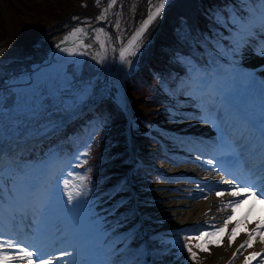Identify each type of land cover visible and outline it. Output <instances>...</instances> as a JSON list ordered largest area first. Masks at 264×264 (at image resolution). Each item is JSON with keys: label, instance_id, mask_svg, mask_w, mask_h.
Here are the masks:
<instances>
[{"label": "snow or ice", "instance_id": "6c2138e0", "mask_svg": "<svg viewBox=\"0 0 264 264\" xmlns=\"http://www.w3.org/2000/svg\"><path fill=\"white\" fill-rule=\"evenodd\" d=\"M115 3V0H112ZM109 4V8L112 6ZM167 0H159V5L151 11L143 21L142 26L133 34L127 44L122 46L119 50V61L123 64L130 65L133 63L129 57H136L137 53L141 47L140 40L144 33L148 29L149 25L161 16L165 10ZM222 7L226 10L230 5L225 3ZM233 12L228 13V20L225 21L226 24H230L234 36L231 41L229 48L224 49L223 55L230 58V67L227 68L229 74L238 76L242 78V81L247 84H252L256 82V77L250 72H245L244 69L240 67V63L232 57L237 54H243L246 48L259 41H264V0H242V6L240 11H235L236 5H231ZM224 13L214 14V22L220 23L223 18ZM103 16L97 17V19H102ZM75 19V17H74ZM98 33H103V28L96 29ZM78 33H85L83 28H74L61 44L68 41L71 37L77 36ZM87 33H85L86 35ZM258 38V39H257ZM95 39L100 43L101 49L105 48V42L100 40L99 35ZM82 44L83 41H77ZM85 48L91 47V45H83ZM57 47H60L57 45ZM61 51L69 53L72 55L76 53L75 48H61ZM255 54L264 58V43H258L255 49ZM105 57H100L99 62L103 63ZM192 72H200L196 67H192ZM204 75L203 72L198 75L197 83H199L198 78ZM215 79H213L206 88L198 90L201 95V116H187L186 119H198L202 118V122H209L208 117L212 116L213 109L216 108L215 100L218 92L215 88ZM211 85V87H210ZM46 85L40 83L36 84L35 91H33L32 96L38 97L43 95V90ZM20 99L27 101L28 97L21 96ZM19 99V100H20ZM34 105V100L32 99L30 111H32V119H36V113L39 108H43V102L40 103L39 108ZM178 117L177 113H172L171 118L175 121ZM215 120L221 121V117L216 115ZM247 126V125H245ZM151 127V125H149ZM57 130L56 126L45 125L44 128L40 129L42 136H47L52 132ZM228 149L221 147L218 142V146L213 149L212 159L207 160V164L212 166L213 170L217 167L226 176L231 177L222 183L226 184L230 191L227 195L233 198L242 199H232L227 201L226 207H231L233 211L243 199L247 197H252L254 199H259L261 203H264V169H258L251 164H247L241 157L236 156L231 162H226L223 159L225 152ZM86 156L87 153H84ZM8 158L7 151L0 153V166H3L4 171V161ZM79 160V157H75ZM80 163H86V160ZM79 166V165H78ZM10 175L13 188L11 192V202L9 205V212L7 215V225H5L4 217V202L2 205L3 215L0 216V221H2V226H0V264H10V261L14 259H24L27 258V264H54L53 254L57 251V245L59 248V256H68L69 259L64 262V264H77V257L80 255V248L74 243L72 235L69 233L68 229L63 227V213L77 209L82 205L87 203L88 192L90 191L85 184V177L80 176L79 184H72L68 179H64L63 190L60 187V180L58 178L49 179L50 171L46 165L40 166L41 179H28L29 176L28 168L21 165L18 161L12 162L10 165ZM15 176L16 179L13 180L12 177ZM18 185V186H17ZM59 193V199H57V194ZM225 193L217 192V196H223ZM65 196L67 197L65 199ZM54 208H58L62 211L53 212ZM31 220H28V217ZM231 217L224 221L225 227L228 225ZM239 223V221H237ZM31 226L33 230V236L31 240H22L19 238L21 232ZM7 227V231H5ZM259 227V225H258ZM215 231L222 232L224 228H216ZM235 234V229L232 230ZM258 231L253 229L250 232L249 239L245 240L241 244V248L244 245L251 244V238L254 233ZM39 233V238H38ZM215 233H204L201 232L199 236H196V240H201L202 237L208 235H214ZM193 237L189 236L186 238V242L181 243L179 240L175 242V245L179 247V250L183 252L185 249L188 252L189 258L192 260L197 259V253L190 247V242ZM264 242V238H262ZM172 243V242H166ZM229 243H231V238H229ZM197 247L201 251H207L208 248L204 244H198ZM5 249H17L15 255H10ZM31 249V250H29ZM71 249L69 253L67 250ZM264 251V249H262ZM234 256L236 253L233 254ZM259 252H252L248 257L245 258L244 264H249L250 260L259 256ZM47 257V258H45ZM55 264H61L57 259Z\"/></svg>", "mask_w": 264, "mask_h": 264}, {"label": "bare ground", "instance_id": "6f19581e", "mask_svg": "<svg viewBox=\"0 0 264 264\" xmlns=\"http://www.w3.org/2000/svg\"><path fill=\"white\" fill-rule=\"evenodd\" d=\"M10 25L11 34L9 38H7L6 41H2L0 43V76L4 71L16 68L17 66L26 63L33 57V55H36L38 53H40L42 57H45L43 60L49 59V56L46 55L48 49H52L53 46L60 45L61 41L64 40V37L72 32V30L76 26V24L70 26L71 24H68V21H61L50 31L44 30L36 34V30H33L30 27L23 30L13 21L10 22ZM83 29L85 30V33H87V28L84 27ZM85 33H78L77 36L71 37L68 41L65 42V44H63V48L75 49H77L78 47L84 49L85 47L83 45L85 44L91 45V47L85 48V50L88 51L86 58L90 59V61L88 60V64H79L81 65V69L79 71L78 67H76L75 65H73V67L68 70L67 73L71 74L70 83H74L73 85L81 86L82 84L80 83L91 84L94 82L99 85V80L101 78L100 76H102V72L104 71L106 73L104 76H109L110 79L114 81V87H119V90L117 92L118 101L125 107L127 117L131 123L129 125L130 133L132 135H139L141 132L146 131L149 125L146 126L147 124L140 122L137 113H135L128 106L129 103L128 101L126 102L123 94V89L120 86V80H122L123 75L127 74L130 71V67L132 65L121 63L119 61L118 54L115 59V62H117L116 67H111L112 60L110 61V59H112L113 56L110 54L108 56H105L101 55V52L98 53V44L92 43V36L90 34L86 36ZM48 34H50V39L48 40V42H42L44 36H47ZM78 38L79 40L83 41L82 44H79L77 42ZM63 54L69 53L61 51V48L52 52V56ZM100 57H105L103 63L99 62ZM129 59L132 60V57H129ZM50 61H52V59ZM32 80L33 78L31 79V82ZM25 81L26 79H24L22 82ZM32 90L33 89H29L27 94H22L25 97H28V99L27 101H25L24 99L18 100V104L16 106H14V100L9 102L10 98H12V95L16 94L12 93L7 98V103L9 102L8 104L10 106V112L4 113L3 115L0 114V145L1 143H3V150H5L4 148L7 149V138L13 133H18V131L23 129L25 125L29 124V122L33 120L31 116L23 114L21 110L17 109L18 107H23L26 103L32 102V99L34 101L38 100L37 102H35V106L38 108L41 102H43V108L49 106L50 103L56 104V98L54 99L53 95H48L50 94L48 91L49 87L46 86L43 90V95L38 97L32 96ZM51 118L52 117H45L44 119L50 120ZM23 119H26V121H24ZM180 125L183 127H181V130L184 129V131L202 128V133L206 134L210 138L214 137L215 135L213 129L209 126V124L205 122L199 121V123L195 127L192 126V124L189 122H181ZM189 127L192 128L189 129ZM12 139H14V137H12ZM28 141L30 142V140ZM10 148L11 147L9 146V149ZM191 162L193 163L172 167L170 166L169 168H166L169 170L171 169L172 171L168 176H173V173L184 171V173H190L196 177L201 178L204 176V172H206V170L213 169L212 166H207L205 170H202V167L196 165L194 161ZM165 167H167V165L163 164L162 170H164ZM213 173H215V179H213V182H215L216 185L214 188L208 189V191L204 192L202 197L198 195L199 189H190V191L192 190V192L195 194V199H192L191 196L188 200H182L175 198L173 195L177 190H173L172 188H181V191H185L184 189L188 187L198 188L197 185L191 183L190 186H188L184 182L175 183L163 180L165 182L163 183V185H159L157 188L149 190V192L146 193V200H140L142 204L140 203L141 205H139L137 209L141 218L140 229L142 230V233L147 240L153 239L154 243L158 246L159 241L157 239V235L179 224L190 221H207V224H210V227L221 228V224H224V221L231 217L227 228H233L237 230L238 233L234 237L233 242L228 243V241H222L221 243L214 246L216 247V249L214 250L215 255L213 254L212 259H203L201 261L193 262L192 264H241L242 262H244L245 258L250 255V253L254 252L253 250L249 249V245H244V247L242 248L240 247L245 240L249 239L248 234L252 232L253 229L258 228V231L252 235L251 244L253 246L264 248V242H262V238H264V207H262V203L259 206V203L261 201L259 199H256L255 205L259 207L256 210L254 207L250 208V199L247 197L246 199L242 200V203L238 205L237 209H235L234 211L228 210L232 208L226 207L227 201L234 198L227 195L228 191H220L219 185L224 184L221 182V174L218 173L216 169L213 170ZM192 183L202 184L203 181L201 179L200 181H198V179H193ZM217 192H223L225 194L223 196H217ZM152 202H155L156 204L155 212L157 210L159 211L160 219L158 220H154V218L150 217V211L153 209L150 206V203ZM147 213L149 214V216L146 220L145 214ZM237 221H239V223H237ZM145 251L146 249L142 248L139 252L144 253ZM234 253H236L235 256L233 255ZM181 257L182 256L175 257L167 264H187L184 257ZM154 262L155 264H160V261Z\"/></svg>", "mask_w": 264, "mask_h": 264}, {"label": "rangeland", "instance_id": "374dc122", "mask_svg": "<svg viewBox=\"0 0 264 264\" xmlns=\"http://www.w3.org/2000/svg\"><path fill=\"white\" fill-rule=\"evenodd\" d=\"M181 1L182 0H180V2ZM148 3H149L148 5L149 9L147 11H150L151 8L158 5L159 0H115V3H112V6L110 7L111 12L110 15L108 16V19L105 22H103L101 26L95 25L93 29H91L92 30L91 35L93 36L94 39L97 35H99L100 40H103L105 42V48L101 49L100 47V52L102 55L112 54L114 57H116L117 55L116 53H118L115 52L117 47L121 43H124V41L133 32L134 28L138 26L141 20L140 18L143 15L144 9H146ZM169 5L170 3L166 5L165 10L161 14V16L152 22V24L148 27L143 37L139 41L141 44V47L139 49L140 53L138 56L140 58V61L141 59H145V57H147L148 54L154 52L155 50L165 49L164 44L166 43H159V40L157 39H155V41L153 40L155 35L159 33L163 23H165L164 25H166L167 27L165 35H169L170 37L173 36L174 38L175 35H177V37L179 36L180 30L179 28L174 27V24L177 20L176 15L178 14L180 7L175 4L170 17L169 14H167L168 13L167 8ZM104 6H105V0H92L91 2H87L86 0H0V43L2 41H6V39L9 38L11 34V25H10L11 21L15 22L23 30L28 29L30 27L33 30H36V34H38V32L44 31L45 30L44 28L46 29L51 28L52 25L53 27H55L56 26L55 23L57 21H61L64 19L72 20L74 19V17L76 18V20H72L68 22V24H71L70 26H72L73 24L80 25L81 22L84 21L85 19H95L98 13L104 9ZM78 9L81 10L82 13L79 14L76 11ZM100 28H103L104 30L103 33H98L97 31H95L96 29H100ZM47 39L48 37L44 36L42 42L43 41L45 42V40ZM166 41L168 42V40ZM132 58L135 59V57ZM113 63L111 64V67L116 65L115 62ZM46 82H48L46 79L41 80V83H46ZM99 82H100L99 85L101 86L102 84L103 85L112 84V86L110 87L111 88L114 87L113 82L110 81L108 76L101 77ZM94 85L96 86L97 83L96 84L94 83ZM234 89L237 91L236 87H234ZM107 91L110 92L111 89L109 88ZM139 91H141V89H139ZM127 93L129 95V91H127ZM98 94H99V90L98 91L96 90L92 95H98ZM102 94L104 93H101L100 96ZM139 97H140L139 93L135 94V96L132 95V100L130 99L132 106L136 109L138 108L136 110L137 115H139L141 118L149 119L151 116H146L144 114V111L142 110L143 106H141L142 102L140 100L139 101L137 100V98ZM152 112L153 111H150L151 114ZM169 115L172 116V114ZM157 119H158L157 117H153L152 120L150 121L151 122H153L154 120L157 121ZM55 121L56 120H54L53 123ZM173 123L174 120L170 117V119L168 120V124L171 125ZM110 127L112 133H115V137H112L110 135L108 140L115 139L116 142H114L115 146L113 149L114 151H117L116 154L117 153L122 154L125 150L128 149L125 144L129 141V139H127L128 136L126 134L125 121L124 120H119V121L114 120L113 122L110 121ZM142 137H144L143 138L144 141L143 143L139 144L140 151H143V147L146 146L147 140L149 141V139L146 136H142ZM125 161H129V160L125 159L124 162ZM113 179H116V175H114ZM145 181L149 182L152 180L145 179ZM146 186L148 187L149 184H146ZM150 188L151 186H149L148 188H146L145 186L142 187L138 186L137 188L138 194H141L140 196L141 199H144L145 197L143 196L144 194L143 189H145V191L147 192L151 190ZM118 193H119V197L126 196L127 199L124 198L123 201H125V199L128 200V198L131 197V189L126 186V182L124 183V189H121ZM114 197L115 195H113V198L110 201L111 203L115 202ZM84 207H85L84 210L86 211V217H90L92 222L95 225H98L97 231L102 232L103 225L101 224V221H102V217L105 216L104 210L100 209L97 212L96 210L92 209V205H84ZM151 208H153L154 210L150 211L151 213L150 217L152 218L155 217L154 220L155 219L158 220V218L156 217L158 215L156 213L158 212L159 214V211L155 212L156 204H151ZM148 216H149L148 213L145 214L146 220ZM159 219H160V215H159ZM162 256H164V253H162ZM175 257H173L172 259H174ZM172 259L169 260L167 263L172 261Z\"/></svg>", "mask_w": 264, "mask_h": 264}, {"label": "trees", "instance_id": "16d2710c", "mask_svg": "<svg viewBox=\"0 0 264 264\" xmlns=\"http://www.w3.org/2000/svg\"><path fill=\"white\" fill-rule=\"evenodd\" d=\"M164 24H165V23H163L162 26H164ZM160 33H161L162 35H159L158 38H157V40H159V43H161V42L165 43L166 40H168V39L164 36V35H165L164 30L162 29V30L160 31ZM158 53H159V51H158Z\"/></svg>", "mask_w": 264, "mask_h": 264}]
</instances>
